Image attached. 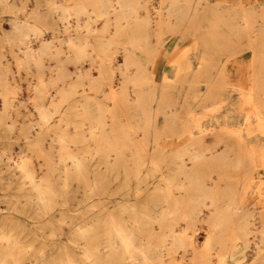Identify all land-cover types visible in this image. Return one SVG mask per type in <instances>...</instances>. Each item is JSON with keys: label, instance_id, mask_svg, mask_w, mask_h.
<instances>
[{"label": "rangeland", "instance_id": "1", "mask_svg": "<svg viewBox=\"0 0 264 264\" xmlns=\"http://www.w3.org/2000/svg\"><path fill=\"white\" fill-rule=\"evenodd\" d=\"M47 1L50 0H40L39 5L37 0V8L45 6ZM66 1L71 5L76 3V0ZM77 1L79 4V0ZM129 2L135 10L131 16L129 14L130 17L122 26L113 22L118 14L116 12L110 13L108 19H93L95 15L90 13V19L82 15L79 26L74 25L71 20L68 31L61 30L52 38L51 52L42 55L44 66L43 71L40 70L46 79L45 83L49 81L47 97L45 96L47 99L35 97L37 91L35 94L33 89L32 92L27 88V80L32 84L35 82L36 85L39 73L36 75L35 71L36 76H26L24 68H17L9 50L10 43L7 44V41L0 37V41L3 40L0 53L5 51L0 60L2 59V64L8 65L21 87L15 94L16 98L14 97L21 103L15 106V109L12 107L16 120L11 135L15 136L23 122L28 124L29 119L33 123L30 125L31 130L34 128L36 131L38 115L34 105L41 99H45L42 102L47 103L51 98L55 101L51 108L61 104L63 111L65 110L61 113L64 121L59 122L58 126H64L62 128L66 129L67 137L72 141L68 142L69 149L82 159L67 180L64 195L66 197H63L69 199L67 205L54 208L66 211L67 216L59 217L58 211H54L56 216L52 225L45 223V220H39L38 217H25L19 213L22 204V197H19L21 191L16 186L19 171L15 169L17 174H10L5 167L0 170V234L7 235L0 238V263L48 264L50 230L58 227L63 229L65 222L71 220L70 218L82 219L86 213L99 210L98 222L109 219L107 213H110L115 222H118L121 216L129 222L130 185L131 189L133 188V181L130 179V143H135L138 156L144 158L148 155L143 152V148L153 143H216L240 140L251 146L256 163L254 168H251L243 150L241 165L233 158L225 161L203 159L183 162L167 159L155 160L154 164L144 163L140 180L143 191L139 192L145 198V205L153 212L160 210L159 207L172 210L173 200L165 199L166 193L170 191L180 197V212L174 217L175 222L177 221L174 229L184 233L183 230L187 228L185 233L193 235L198 246L197 251L201 254L207 252L203 242L207 237L214 236L210 229L215 223L241 219L245 209L243 207H250L249 210L253 212L256 220L260 219L264 209V0H178L179 3L173 6H170V0ZM34 3L35 0H27L25 7L30 9ZM82 3L91 8V0ZM112 3L116 6L115 0H112ZM16 12L20 19L24 18L20 11ZM13 15L8 12L1 13L0 29L4 28L2 32H9L8 19ZM85 18L87 23H84ZM169 19L172 23H167ZM50 36L49 29L41 27L40 32L35 31L32 34L31 47L37 48L42 43L40 39ZM77 36L80 40L86 37L90 44L89 47L85 46V51L79 53V50H74L77 47L74 48L75 45L69 43L70 40L76 41ZM141 36L147 44L138 50L135 39ZM101 41L108 42L109 49L106 45L102 46ZM103 57L105 58L102 59ZM76 65H79L78 69ZM19 75H23L21 79ZM25 77L26 80H23ZM60 79L74 83L70 84L74 86L75 93L68 100L62 101L61 95L57 93ZM75 98H80L82 104L79 114L68 107L69 102ZM54 114L52 121L57 123L60 114ZM50 133L53 136L52 130ZM18 138H12L15 142L12 141L11 148L5 152L6 155L0 154V162H3L1 165L5 166L4 162L7 161L10 167H14L21 157H25L34 168V175L39 178L47 171L48 158L58 161V144L51 140L49 135H43L41 140V151H46L47 154L31 150L23 144L21 137V140ZM2 142L0 139V153L3 151ZM42 142L47 143L45 145ZM50 142L53 146H50ZM182 163L186 168H194L195 176L192 181L184 180L182 190L178 192L172 187L169 188L166 180L171 173L176 175L175 179L182 178L178 169ZM222 163L227 165L221 166ZM199 198H203L207 204L210 203L209 207L201 206L198 217H183L189 212V207L198 203ZM119 209L123 211L122 214ZM153 226L157 227L156 224ZM202 230H205V233ZM160 235L156 233L152 240L159 243ZM250 250L255 252L253 248Z\"/></svg>", "mask_w": 264, "mask_h": 264}, {"label": "bare ground", "instance_id": "2", "mask_svg": "<svg viewBox=\"0 0 264 264\" xmlns=\"http://www.w3.org/2000/svg\"><path fill=\"white\" fill-rule=\"evenodd\" d=\"M26 1L25 0H0V5H1L0 23L2 20L1 19L2 12L12 13V15L14 14L11 17V19H8L9 20L8 22H10L9 26L7 25L8 27H10L9 32H6V31L2 32L4 28L0 29L1 31L0 37L4 39L5 41H7V44L10 43L11 47L9 45V50L12 53V56L16 62L17 68H20V67L24 68V71H25L24 74H26V76H29V75L36 76L39 73V75L37 76L39 80L36 79L37 81H39V82L36 81L37 86L35 85V82H33L34 84H32V83H29V81L27 80L28 82L27 88L28 89L30 88L31 90L33 89L34 93L35 91H37V95L35 96L33 93L32 96L34 95L35 97L38 96L40 98H44L46 96L47 86L49 85V81L45 83L46 79L43 78L42 76L43 72H40V70L43 71L42 67L44 66L42 55L44 53L51 52V48L53 46L52 38L56 37L57 33H59L61 30L64 31L65 29V31H68L67 29L71 25L70 23L71 20H73L74 25L76 24L77 26H79V22H80V19L82 18L81 17L82 15H85V17L87 16V19H90L91 18L90 13H94L95 16L91 15L94 17L93 19H98L101 17H105L106 19H108L107 17L109 16L110 13L113 14L116 12L118 14L115 16V19H113V22L115 21V24L117 26H122L124 24V21H127L128 17H130L134 13V10H135L133 9L134 7L131 6V3L129 2V0H115L116 6L112 3V0H91L90 9L87 7L88 5L86 6L82 3L86 0L81 1V2L79 0V4H77L78 1L76 0V3L74 2L73 5L69 4L70 2L67 3L66 0H61V1L57 0L59 2H51L50 0L46 2L45 6H40L41 8L43 7L42 9L37 8V5L40 3V0H38L39 1L38 4L36 2L37 0H35V3L30 9H27L25 7ZM170 1L172 4L170 6L177 5L179 3L177 2L178 0H170ZM131 2H133V0H131ZM137 3L135 4L136 6H137ZM169 8L170 7H168V9ZM195 10H197V8H195ZM16 11H20V13L23 14L24 18L20 19L19 18L20 16L19 17L17 16L18 12ZM160 13H162V11H160ZM135 14L138 15V13H135ZM87 19L85 18L84 23H87L86 22ZM146 19L148 18L146 17ZM149 20L145 22L148 23ZM141 21L143 23V20ZM166 22L167 20L165 21V23ZM107 23L109 24L110 21L109 22L107 21ZM107 23L105 24L108 30ZM167 23H172V22L169 19ZM105 24H102L103 27L105 26ZM42 25L44 26L45 29H49V32H51V36L46 37V38L43 37V40L40 39L42 43L41 45L39 44L38 46L39 48L37 47L33 49L31 47L32 34H34L35 31L40 32L41 27H43ZM75 27L74 29L76 31ZM86 29H87V26H86ZM87 32H88V29H87ZM80 39L81 38L77 36L76 41L70 40L69 42L70 45H75V47L73 46L74 48L77 47V49H74L73 47L72 48L74 50H79L77 51L78 53L81 51H85L84 49L85 46L89 47L88 46L89 41L87 40L86 37L83 40H80ZM2 41H0V44ZM106 41H108V39H106ZM106 41H101L103 43L102 46L106 45V48L108 47L109 49V46H108L109 41L108 42ZM61 42H58V43H61ZM135 43H136V48L138 50L143 49L147 44L145 38L142 36L136 38ZM59 47L58 49H60ZM67 47H70V46H67ZM1 48H3V46H1ZM10 48H13V49L11 50ZM106 50H104V53L106 52ZM3 53H0V58L4 56L2 55ZM86 53L87 52H84V54ZM76 55L78 56L79 54H76ZM102 55H105V54H102ZM104 58L105 57H103L102 59ZM1 60H0V96H1V99H0L1 100L0 139L3 141L2 142L3 151L0 154L2 156L4 154L6 155L5 153L6 150H9L11 148L10 144L12 145L13 143L12 141L17 140L16 138L18 137L19 138L21 137L23 139V144L27 146L28 148H30L31 150L38 151L39 153L46 152V151H41L43 150L41 147V140H42L43 135H49L51 137V140H54L57 142L58 144L57 154L59 155H58V161L56 162L48 158L47 171L45 174H43L39 178H36V176L34 175V168L30 164V161L25 157L24 158L21 157L20 159L18 158L19 160L15 163L14 167H10L7 161L4 162L6 164L5 166L4 164L1 165L3 162L2 163L0 162V170L3 167H5L9 171L10 174H17L15 173V169L16 170L18 169L19 171L18 176H17L18 180L16 181V186L20 188V191H21L19 197H22L20 199L21 201L19 200L20 203L22 202V204L20 205V209L18 210L19 213L23 214L25 217H28L30 215H32L33 217H38L39 220H42V221L45 220V223L52 225L53 221L55 220V216H56L54 211H58L59 217L67 216L66 211L62 209L55 210L54 208L56 206L62 207V206H65V204L67 205V202H68L67 200L69 199L63 198V197H66L64 195L66 194L65 187L68 184L67 180L70 174L78 168V164L82 159L79 158L77 154H75L76 152L69 149L68 142L71 141V139L67 137L66 129L62 128L63 125L58 126L59 122L64 121L63 114L61 113H64L65 110L63 111L61 104H56L53 106V108H51V106L55 102L51 100V98H49L50 101H47V103L42 102L43 100L45 101V99L43 100L41 99L40 101H38L37 99L38 102H36V104L34 105L36 107L37 115H38L36 118V123H35L38 125L37 126L38 128L36 131L34 128L32 129L34 130V132L31 130L32 120L29 119L28 124L26 122H23L24 124L19 127L15 136L11 135V129L15 125L14 122L16 120L13 117V110L16 108L15 106H18L19 103H21L19 102L18 99L15 100L14 97L17 91L19 92V89H21V87L17 83V80L15 76L13 75V73L11 72L8 65L2 64ZM93 63L95 64V62ZM99 63L101 62L99 61ZM78 66L79 65H76L77 69H78ZM101 67L105 70L103 66ZM101 67L99 68L100 70H101ZM125 68H126V65H125ZM104 70H102V72ZM35 71L37 72L36 75H35ZM68 72L70 73V71ZM75 72L78 73V70H76ZM122 73L123 74L125 73L124 70ZM46 74H48V72ZM137 74H139V72ZM21 76H20V79L22 78ZM26 78L27 77H25L23 80H26ZM51 80L52 79H50V82H52ZM60 80H61V83L57 86V89H56L57 93L61 95L62 101L65 99L68 100L69 97L73 95V93H75L74 92L75 88L73 85L71 86L70 84L72 83V81L65 82L62 79ZM127 80H129V78ZM109 90L111 91V89ZM113 93L112 95H114ZM23 104L25 106V103ZM81 105L82 104L80 102V98H75L72 100V102L71 101L69 102L68 107H71V109H74L73 111L74 113L79 114L81 107H82ZM12 107H14L13 110H12ZM54 113L60 114L58 116L57 123L56 121L55 122L52 121L53 120L52 115ZM246 120H248V118ZM51 130H52L53 136L50 133ZM91 130L93 131V129ZM12 138H15V139L13 140ZM50 146H53L51 142H50ZM137 150L138 148L136 147L135 143L134 144L130 143V179H132L133 181L132 189H131L132 185H130V221L128 222V219L121 216L119 218V221L115 222L112 216H110V213H107V215L109 216V219L105 218L101 220L102 222H98L97 219H98L99 210H96L90 213L85 212L86 216L85 218H82V219L80 218V219L72 220L73 218H70L71 220H68L65 222V227L63 229L58 227L57 229L50 230L51 239H50V242L48 243V254H49L48 264H264V209L263 211H261L259 220H256L253 212L249 210L250 207L249 208L243 207L245 209L242 208L243 211H242L241 219L236 220V221H232V220L229 222L220 221V222L215 223L213 228L210 227L211 228L210 233L211 234L213 233L214 236L210 238L207 237V239L206 240L204 239L205 241L203 242V246L205 247V249H207V252L206 254H201L200 252L197 251L198 246L195 243V239L192 237L193 235L191 236L185 233V230H187V228L183 230L184 233L180 232L179 230L174 229L175 223L177 222V221L175 222L174 217L177 216L178 213L180 212L178 211L180 210V206H179L180 197L178 198L175 196V194L168 191L165 195V199L171 198L173 200L174 209L165 210L164 208L162 209V207H159L161 208L160 210H156L153 212L150 208H148L145 205L144 203L145 198L142 197L141 193L139 192V191L141 192L143 191V187L140 183V180H141V177L143 176L144 163L149 162V163L154 164L155 160L173 159V160H179L183 162L185 160L196 161V160L208 159L211 161H222V160L225 161V160L233 158L239 163V165H241L240 162L242 161V154H243L241 151L243 150L247 156L248 161H250L251 168H254L256 166L255 159H254V153H253L251 146L247 142L236 140L235 142H229V141L221 142L220 141L216 143H208V142L202 143L199 141H189L185 143L184 142H170V143H164V144L153 143L143 148L144 150L143 152L146 155H148V157H145V158L138 156ZM45 154H47V152ZM1 155H0V161L2 160ZM166 155H169V156L166 157ZM172 156L174 157L172 158ZM137 163H139V165H137ZM225 165H227V163L221 164V166H225ZM218 166L220 167V165ZM186 167L187 166L184 163H182L178 167L179 174L182 175L181 176L182 178L175 179L176 175L174 173L170 174L169 178L166 180V184L169 186V188L172 187L178 192H181L182 187L184 185V180L192 181L194 179V176H195L194 171H193L194 168L192 167L186 168ZM199 188L201 189V186ZM78 201L81 202L82 199L81 200L78 199ZM197 202L198 203H196V205L189 207V212L185 213L184 214L185 216L183 215V217H186V218L188 216L198 217L201 206L202 208L209 207V204H210V203L207 204L205 201H203V198H199ZM233 208L234 207H232V209ZM235 209H237V207H235ZM119 212H121L120 214H122L123 211L119 209ZM153 224H156L157 227L153 226ZM185 227H187V224ZM156 233L161 234L159 243H156L152 240ZM1 237H7V235L0 234V238ZM14 245L16 244L14 243ZM251 248L255 249L256 253L251 252L250 250ZM0 264H3V263H0Z\"/></svg>", "mask_w": 264, "mask_h": 264}]
</instances>
